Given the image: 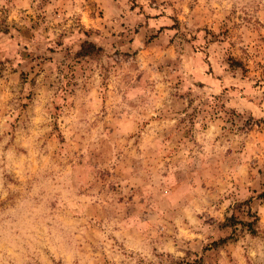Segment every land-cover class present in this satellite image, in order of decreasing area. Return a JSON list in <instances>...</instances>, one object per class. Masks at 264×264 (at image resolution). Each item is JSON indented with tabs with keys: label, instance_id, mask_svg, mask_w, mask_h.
I'll use <instances>...</instances> for the list:
<instances>
[{
	"label": "rangeland",
	"instance_id": "rangeland-1",
	"mask_svg": "<svg viewBox=\"0 0 264 264\" xmlns=\"http://www.w3.org/2000/svg\"><path fill=\"white\" fill-rule=\"evenodd\" d=\"M0 264H264V0H0Z\"/></svg>",
	"mask_w": 264,
	"mask_h": 264
},
{
	"label": "trees",
	"instance_id": "trees-1",
	"mask_svg": "<svg viewBox=\"0 0 264 264\" xmlns=\"http://www.w3.org/2000/svg\"><path fill=\"white\" fill-rule=\"evenodd\" d=\"M88 47H93V44L91 42H85V43H83L82 44V47H81L80 54H88V53H90ZM231 220H232V217L228 218V221L231 222ZM249 224H250V227H251V224L252 223H249Z\"/></svg>",
	"mask_w": 264,
	"mask_h": 264
}]
</instances>
